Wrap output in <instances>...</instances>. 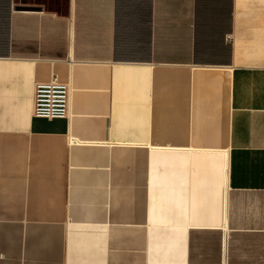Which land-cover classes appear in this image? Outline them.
Returning a JSON list of instances; mask_svg holds the SVG:
<instances>
[{
	"label": "crops",
	"instance_id": "1",
	"mask_svg": "<svg viewBox=\"0 0 264 264\" xmlns=\"http://www.w3.org/2000/svg\"><path fill=\"white\" fill-rule=\"evenodd\" d=\"M0 264H264V0H0Z\"/></svg>",
	"mask_w": 264,
	"mask_h": 264
},
{
	"label": "built area",
	"instance_id": "2",
	"mask_svg": "<svg viewBox=\"0 0 264 264\" xmlns=\"http://www.w3.org/2000/svg\"><path fill=\"white\" fill-rule=\"evenodd\" d=\"M71 90L69 83L57 77L36 82L32 91L33 115L47 119L68 117L72 106Z\"/></svg>",
	"mask_w": 264,
	"mask_h": 264
}]
</instances>
